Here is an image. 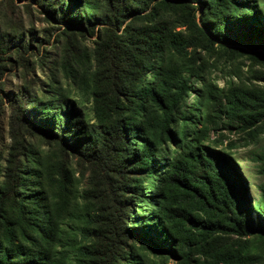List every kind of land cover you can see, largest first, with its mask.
Returning <instances> with one entry per match:
<instances>
[{"label":"rangeland","instance_id":"1","mask_svg":"<svg viewBox=\"0 0 264 264\" xmlns=\"http://www.w3.org/2000/svg\"><path fill=\"white\" fill-rule=\"evenodd\" d=\"M162 1L125 0L116 22H111L107 0H82L78 8H72L68 0H0V189L9 183L6 168L14 160L20 166V176L25 178V185L19 188V197L29 196V200L38 202L57 216L56 221L64 230L69 264H94L99 260L100 244L84 239L81 233L83 227L89 226L87 219L94 222L91 230L113 236L109 217L118 206L114 205L112 197H106L109 184L104 182L105 169H111V183L115 189L117 186L120 189L131 187L135 179L141 177L131 170L124 176L119 168H124L121 159L126 155H119L112 144L103 139L94 142L93 135L108 131L116 121L110 104L97 107L94 94L109 89L113 63L119 78L126 72L124 57L130 51L129 44L141 42V39L136 41L139 34L148 37L155 23L171 33L163 44L162 69L175 68L183 73H191L192 69L194 72L192 91L177 109L175 118H196L203 95L211 93L210 101L204 102L199 112L204 115L201 118L209 133V139L204 142L232 158L248 196L257 198L264 184V164L257 157L264 150V57L260 46L264 40V23L259 24L261 37L253 41L256 49L221 43L201 25L200 10L197 11V26L190 20V7L197 9L199 3L185 2L177 6L165 5ZM121 35L124 57L123 49L117 44V37ZM231 92L259 97L251 112H255L256 119L260 118L255 126L247 128L242 117L226 112L225 95ZM51 94L74 103L75 113L92 132L87 136L90 140L75 131L79 124L77 114L73 115L70 126L69 121L62 118L60 130L56 123L48 125L44 120L47 113L38 105L48 103ZM20 102H23L21 107ZM21 114L53 135H63L66 150L53 137L47 140L28 122H19ZM72 132L80 139L76 146L69 144L74 141ZM129 142V146L137 148L139 140L134 145ZM168 145L165 151L168 155L164 150L159 152L162 166L156 173L158 180L166 170L167 161L177 154L176 144L169 142ZM115 170L117 172L113 173ZM142 181L144 198L138 196L137 201L131 202L133 208L127 226L147 215L146 206L150 215H158L156 206L150 205L156 203L158 190L149 188V180ZM133 193L130 188L123 196L120 190V199L137 195ZM16 205L14 200L6 203V218L16 220ZM187 228L192 237L199 238L198 233ZM136 236L128 241L140 249ZM81 245L86 247L84 255L78 251ZM205 247H211L207 257L198 245L193 247L192 264H226L221 262L222 258H227V264H264V238L257 234L240 236L225 231L210 236ZM140 254L144 259L155 258L146 252ZM215 254L218 255L216 260L209 257ZM237 254L241 255L240 260ZM168 262L175 264L177 261L169 259Z\"/></svg>","mask_w":264,"mask_h":264},{"label":"trees","instance_id":"2","mask_svg":"<svg viewBox=\"0 0 264 264\" xmlns=\"http://www.w3.org/2000/svg\"><path fill=\"white\" fill-rule=\"evenodd\" d=\"M81 1L68 0V3L72 8H78L76 6ZM162 2L165 5L177 6L185 2L199 3L198 10L190 7L192 8L190 20L195 26L197 11L200 10L201 25L214 34L215 40L256 49L253 41L260 36L259 24L264 23V2L261 0ZM85 3L89 6L88 2ZM124 4L125 0H107L111 12L109 21L116 22ZM124 32L130 34L128 30ZM149 34L148 37L141 34L138 38L136 36V41L141 39V42L129 44L130 51L127 57H124L122 35L117 37V44L123 49L126 72L119 78L118 69L113 63L109 89L94 94L96 106L104 108L109 103L111 113L116 118L108 131L93 135L94 142H101L103 139L104 142L111 143L119 155H126L121 159L124 168H119L124 176L127 170L141 176L135 179L131 187L120 189L117 186L115 189L111 183L112 171L109 167L105 169L104 182L109 184L106 197H112L111 200L118 206V210L109 217L110 227L113 229L112 237L91 230L90 226L94 222L88 219L86 222L89 226L82 228L84 239H92L97 245L100 244L99 260L94 264H169V259L177 261L175 264H192L193 247L198 245L202 254L207 257L211 247L207 248L205 244L208 238L215 234L230 231L240 236L257 234L258 237L264 238V184L260 186L257 198L248 196L238 167L232 158L204 142L209 139V133L201 118L204 115L199 112L203 103L210 101L211 93L203 95L204 100L197 109L196 118L183 117L179 120L175 118L177 109L192 91L191 76H194V72L191 68V73H183L175 68L163 70L161 67V58L165 51L163 44L170 38L171 33L165 32L155 23ZM126 40L130 42V39ZM127 42L125 44H128ZM213 42L214 40L212 44ZM260 46L264 57V40ZM111 50L113 52V49ZM148 75L150 79L147 78ZM49 96L52 98L48 103L38 105L43 113H47L44 120L49 123L48 125L56 123L60 130L62 118H66L70 126L73 115L77 114L75 117L79 124L76 125L75 131H79L90 140L87 136L92 135V132L81 120V116L75 113L77 109L74 103L65 98L60 100L55 94ZM225 96L228 114L242 117L240 119H243V124L247 125V128L257 124L260 118L256 119L255 112L254 115L251 112L259 97L245 92L239 94L231 92ZM22 105L23 102H20V107ZM22 115L19 122H28L47 140L53 137L66 150L64 144L66 139L63 135L55 136L50 130ZM74 133L76 132H72L71 136H74ZM79 140L78 136H74L73 143L69 144L76 146ZM138 140L137 148L128 145L129 141L134 145L133 143ZM169 142L176 144L177 154L167 161L166 170L158 180L156 173L162 166L159 152L168 151ZM257 157L259 162L264 164V150ZM61 171L63 173V168ZM116 172L117 170L113 171ZM20 174V166L11 160L9 167L6 168L9 183L4 189H0V264H69L70 256L65 255L67 249L64 230L56 221L57 216H53L38 202L29 200V196L19 197V188L25 185V178ZM142 180H149V188L158 190L155 196L156 203L150 204L156 206L158 215H150L146 206L147 215L139 217V220L129 227L128 218L133 208L131 202L137 201L138 196L144 198L141 194L144 190ZM157 180L158 184L155 186ZM61 183L64 185L63 179ZM130 188H133V194L137 195L120 199L119 191L126 196ZM9 200H14L17 204L16 220L5 217V205ZM84 217L89 218V215ZM143 223L149 226L145 227ZM137 224L139 227L135 226ZM187 226L198 233L197 240L189 234L190 229ZM133 231L141 234V237L136 236ZM132 236L138 238L140 249L129 244L128 240ZM85 248L83 245L78 247L81 255L85 254ZM245 249L246 247L243 252ZM140 252L152 254L155 258L144 259ZM237 255L240 260L241 255ZM209 257L216 260L218 255ZM252 257L257 259L256 256ZM221 262L227 264V258H222Z\"/></svg>","mask_w":264,"mask_h":264}]
</instances>
